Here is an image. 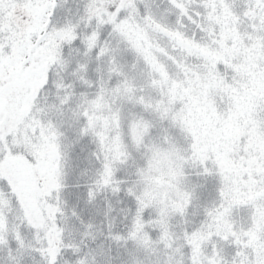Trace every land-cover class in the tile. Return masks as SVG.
<instances>
[{
    "label": "snow or ice",
    "instance_id": "obj_1",
    "mask_svg": "<svg viewBox=\"0 0 264 264\" xmlns=\"http://www.w3.org/2000/svg\"><path fill=\"white\" fill-rule=\"evenodd\" d=\"M0 264H264V0H0Z\"/></svg>",
    "mask_w": 264,
    "mask_h": 264
}]
</instances>
